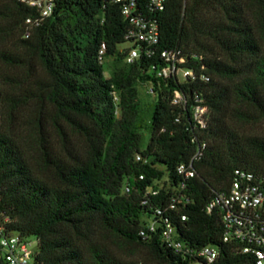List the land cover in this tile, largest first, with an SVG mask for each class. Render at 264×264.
I'll return each mask as SVG.
<instances>
[{
	"label": "trees",
	"instance_id": "obj_1",
	"mask_svg": "<svg viewBox=\"0 0 264 264\" xmlns=\"http://www.w3.org/2000/svg\"><path fill=\"white\" fill-rule=\"evenodd\" d=\"M251 1L264 38V0ZM146 3L142 1L144 8ZM152 15L159 25V50L181 49L187 66L207 74L208 82H157L149 73L159 65L155 58L126 64V53L117 46L124 43L127 24L121 5L113 0H55L52 16L21 42L26 57L37 59L47 76L42 98L57 119L89 142L87 158L72 164L59 153L54 158L45 154V162L54 168L50 183L34 173L18 142L0 131V213L11 219L10 229L38 240L39 263L179 264L180 258L161 246L158 235L152 240L139 235L154 209L165 208L172 196L186 195L189 203L176 202L177 212H167L180 238L199 247L218 244L219 218L206 211L213 191L226 189L236 170L264 177V138H242L230 128V122L264 121V53L246 22L242 0H168L163 12ZM5 16L16 26L22 24L24 32L26 20L38 14L12 0ZM102 44L105 58L124 64L108 79L98 60ZM193 55L202 59H191ZM26 59L0 52V61L24 65ZM138 81L149 84L156 96L145 124V148L136 120ZM176 89L188 96L186 110L171 105ZM195 96L209 113L208 127L200 134L192 130L189 111ZM192 135L207 147L195 163L199 177L186 180L181 190L176 168L195 153ZM137 153L149 157V164L135 162ZM163 178L168 185L158 188L156 182ZM124 186L130 188L128 194ZM181 215L186 222H180ZM96 228L125 246L142 248L146 259L129 263L117 258L93 242ZM228 258V264L237 260Z\"/></svg>",
	"mask_w": 264,
	"mask_h": 264
},
{
	"label": "built area",
	"instance_id": "obj_2",
	"mask_svg": "<svg viewBox=\"0 0 264 264\" xmlns=\"http://www.w3.org/2000/svg\"><path fill=\"white\" fill-rule=\"evenodd\" d=\"M121 5V15L127 24L124 43L129 46L120 52L126 53L124 62L133 64L139 59H158L159 65L153 66L149 73L157 82L172 79L179 84L186 82H208L209 77L203 72L187 66L188 56L181 49L159 50V25L152 14L163 12L168 0H147L146 7L143 0H113ZM23 4L34 9L38 16L27 19L25 22L24 38H28L34 28L52 16L55 0H20ZM140 6V7H139ZM106 46L102 44L98 53L100 64H104ZM191 59L201 60L200 56L193 55ZM203 68L201 69V71ZM149 93L155 94L149 87ZM114 99H117L114 96ZM116 101V100H115ZM171 105L183 110L187 109L188 96L176 89L171 95ZM192 130L198 134L208 127V108L203 101L195 96V104L189 108ZM195 146V153L187 163L176 168V173L182 178L179 189H185V181L198 178L195 163L204 155L207 144L197 135L190 138ZM137 163L148 165L150 158L139 153L134 155ZM139 179H143L140 176ZM168 185L167 178L157 181L158 188ZM130 188L123 187V193L128 194ZM158 193L152 191L153 195ZM206 207L208 214L216 213L221 225V238L218 244L204 246L193 245L180 238L178 228L167 212L176 211L175 203H189L186 195L172 196L165 208L157 207L151 219L139 231L144 240H152L158 235L161 246L180 258L179 264H228V256L237 260L234 264H264V177L257 176L244 170H236L229 186L217 192ZM185 215L180 216V222H186ZM11 219L0 213V264H42L38 262L39 242L33 237H27L10 229Z\"/></svg>",
	"mask_w": 264,
	"mask_h": 264
},
{
	"label": "rangeland",
	"instance_id": "obj_3",
	"mask_svg": "<svg viewBox=\"0 0 264 264\" xmlns=\"http://www.w3.org/2000/svg\"><path fill=\"white\" fill-rule=\"evenodd\" d=\"M11 5L12 0H0V52L20 55L23 59L27 58L28 63L22 65L0 61V131L18 142L34 173L42 180L52 183L55 178L54 168L45 162V154L54 158L59 153L64 161L72 164L75 160L87 158L89 142L84 134L63 119H57L55 110L42 98L43 84L47 81V76L37 59L26 57V51L21 44L22 40L26 39L22 24L16 26L14 20L5 16ZM242 6L246 22L260 40L264 53V38L256 19V7L251 0H242ZM128 46L129 44L122 43L117 49L121 51ZM223 59H227L226 55ZM103 65L104 77L108 79L124 64L116 62L114 57H106ZM149 87V84L140 81L136 82L135 86L134 99L138 106L136 120L141 127L138 133L142 139V148H145L149 141L145 124L156 100V96L149 93ZM115 100L117 105L115 116L119 118L121 115L119 99ZM230 128L242 138H264V121L230 122ZM35 240L32 238V241ZM92 240L125 262L143 263L146 259V251L142 248L125 246L120 240L99 228H96Z\"/></svg>",
	"mask_w": 264,
	"mask_h": 264
}]
</instances>
